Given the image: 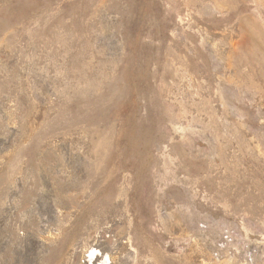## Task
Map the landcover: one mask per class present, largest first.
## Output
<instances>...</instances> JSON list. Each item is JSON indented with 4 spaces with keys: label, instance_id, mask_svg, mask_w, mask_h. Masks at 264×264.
Segmentation results:
<instances>
[{
    "label": "rangeland",
    "instance_id": "1",
    "mask_svg": "<svg viewBox=\"0 0 264 264\" xmlns=\"http://www.w3.org/2000/svg\"><path fill=\"white\" fill-rule=\"evenodd\" d=\"M0 264H264V0H0Z\"/></svg>",
    "mask_w": 264,
    "mask_h": 264
}]
</instances>
